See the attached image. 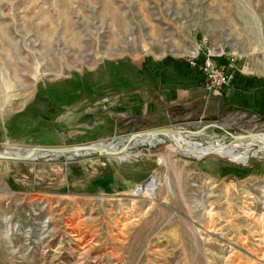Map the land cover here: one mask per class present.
<instances>
[{"label":"rangeland","instance_id":"rangeland-1","mask_svg":"<svg viewBox=\"0 0 264 264\" xmlns=\"http://www.w3.org/2000/svg\"><path fill=\"white\" fill-rule=\"evenodd\" d=\"M208 54L264 73V0H0V110L26 107L44 83L88 79L102 63L125 64L130 72L116 74L137 78L148 58L181 60L189 73V58ZM123 89L137 86L111 98ZM99 92L102 109L81 119L28 113L12 132L0 130V151L119 149L131 134L163 127L209 126L185 137L204 146L227 144V133L264 135L262 115L225 104L221 92L209 113L195 107L171 120ZM161 139L119 157L0 161V264H264V152L238 145L244 162L195 158L166 136L152 140ZM153 182L152 195L136 193Z\"/></svg>","mask_w":264,"mask_h":264},{"label":"crops","instance_id":"crops-1","mask_svg":"<svg viewBox=\"0 0 264 264\" xmlns=\"http://www.w3.org/2000/svg\"><path fill=\"white\" fill-rule=\"evenodd\" d=\"M214 61L220 66H225L229 72L236 71L232 83L222 88L221 101L234 107L258 112L264 118V73L257 75L240 73L226 56L215 58ZM120 67L122 71L127 69L130 72V68L125 64L106 62L96 66L88 79L76 74L58 82L42 84L41 88H36L34 99L24 107L25 111H22L24 108L15 111L0 110V130L4 129L5 133L12 132V128L23 120V116L28 113L30 117L35 116L41 109L44 113L48 112V117H56L57 123H65L69 118L81 119L83 113L87 112L93 115L95 111L99 112L102 109L99 103L104 99H100L103 95H100L99 91L104 88L107 90L108 102H115L117 100L114 98L118 97L123 102L122 106L140 104L144 118L148 115L146 113L148 104L151 105L149 116L166 120L180 117L187 119L195 107L199 108V111L201 108L203 112L206 109L209 113L215 104L212 95L203 89L202 74L191 68L189 73L184 71L186 62L181 60L163 59L158 62L148 58L139 66V71L141 69L143 73L137 78L130 75L126 77L125 74L120 78V74H116ZM130 85L137 86V89L120 90L118 96L111 98L115 89ZM88 90L90 94L87 93ZM56 112L60 114L57 115Z\"/></svg>","mask_w":264,"mask_h":264},{"label":"water","instance_id":"water-1","mask_svg":"<svg viewBox=\"0 0 264 264\" xmlns=\"http://www.w3.org/2000/svg\"><path fill=\"white\" fill-rule=\"evenodd\" d=\"M213 127H216L214 125H210ZM209 126L202 127L199 130L191 131L186 130L184 132L191 134L192 136H199L202 135L204 130L207 129ZM176 133V129L163 127V128H157L152 130H146L141 131L137 133H133L130 136H128L125 139L124 144L117 149L115 146L110 144H90V145H80V146H68V147H32L25 151V153L20 152H13V153H5L3 151H0V161L5 162H29L33 161L36 158H39L41 156H89L92 154H96L99 157H119L124 154H126L129 149L134 146L135 142L140 138H148L152 135L155 136H163V135H169L172 136ZM227 135L230 137V141L227 144L222 145V149H228L232 147L233 145L244 143L249 141L252 137L258 138L262 134L261 133H249L245 135H232L230 133H227ZM180 151L183 153H190L192 155H197L199 153V150L196 149H185L181 146H177ZM210 154H216L214 151L207 152L203 154L200 158L210 155Z\"/></svg>","mask_w":264,"mask_h":264},{"label":"bare ground","instance_id":"bare-ground-1","mask_svg":"<svg viewBox=\"0 0 264 264\" xmlns=\"http://www.w3.org/2000/svg\"><path fill=\"white\" fill-rule=\"evenodd\" d=\"M186 130H183V129H176V133L172 136H169V135H163V136H166L170 141H171V145L170 147H175L177 148L178 145H181L184 150L185 149H198L199 150V153L197 155H192L194 156L195 158H200L201 156H203L204 153H207V152H212L214 151L217 155H222V156H227L229 157L230 159L232 160H238V161H242L244 162L245 159H246V153L243 157H238V154L235 153V149L238 147V145H241V146H247V147H250V146H256L258 148V151H263L264 152V135L262 133V135L258 138H254L252 137L249 141L247 142H244V143H239V144H236V145H233L232 147L228 148V149H222V145H219V144H207V145H201V144H198V143H192V142H189L185 139V137H188V136H192L191 134L189 133H186L184 132ZM203 134H206L205 131L203 132ZM156 137L155 135H152L148 138H140L138 139L135 143L136 144H139V145H142V146H146V145H155V144H161V143H164V140L161 139L162 141L160 142H153V138ZM208 137V136H207ZM213 138V137H212ZM191 140V139H190ZM201 140V139H200ZM212 141V140H211ZM121 142V141H120ZM119 142V143H120ZM113 143V142H112ZM118 143V142H117ZM211 143V142H210ZM110 144V143H109ZM117 146V144L115 145V147ZM9 150V149H8ZM5 153H7L6 151H3ZM13 152H16V151H13ZM13 152H10V153H13ZM17 152H20V151H17ZM9 154V153H7ZM190 154V153H188ZM256 154V153H255ZM155 190V185H154V182L151 183L149 185V188L148 189H144L142 187H138L137 188V191L136 193L137 194H142L144 193L145 191L148 193H150L151 195L153 194Z\"/></svg>","mask_w":264,"mask_h":264},{"label":"built area","instance_id":"built-area-1","mask_svg":"<svg viewBox=\"0 0 264 264\" xmlns=\"http://www.w3.org/2000/svg\"><path fill=\"white\" fill-rule=\"evenodd\" d=\"M190 67L204 78V89L208 94H219L222 88L229 86L234 79V72L227 71L225 66L216 64L211 54L205 56L201 61L197 58H189Z\"/></svg>","mask_w":264,"mask_h":264}]
</instances>
